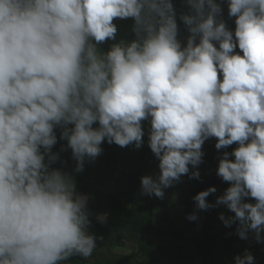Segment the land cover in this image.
Here are the masks:
<instances>
[{
    "label": "clouds",
    "instance_id": "clouds-1",
    "mask_svg": "<svg viewBox=\"0 0 264 264\" xmlns=\"http://www.w3.org/2000/svg\"><path fill=\"white\" fill-rule=\"evenodd\" d=\"M226 3L234 29L218 0H181L179 17L173 0H0V264L90 257L102 237L89 231L88 196L53 165L70 150L80 172L105 141L140 148L144 122L159 171L141 177L142 194L199 179L190 166L209 138L236 144L218 160L223 194L193 200L226 206L225 226L264 242V0ZM116 20L132 21L130 38H117ZM57 129L66 144L53 152Z\"/></svg>",
    "mask_w": 264,
    "mask_h": 264
},
{
    "label": "trees",
    "instance_id": "trees-1",
    "mask_svg": "<svg viewBox=\"0 0 264 264\" xmlns=\"http://www.w3.org/2000/svg\"><path fill=\"white\" fill-rule=\"evenodd\" d=\"M222 3L223 18L229 28L234 29V18L227 16L226 0ZM177 14L184 11L181 0H173ZM118 27L117 38H130L131 20L114 21ZM179 26H183L178 19ZM111 42L100 47L107 49ZM148 123L144 122V143L140 148L133 145L120 147L105 141L101 147L102 153L94 161H85L84 169L74 172L75 161L71 158V151L60 153L61 160L53 167L61 168L74 177L76 191L88 196L87 207L90 212L91 224L89 231L102 239L97 240V247L87 259L72 257L62 264H234L236 255H243L248 250L254 256V264H264V242H257L252 233L248 239H241L236 234V224L221 225L220 213L234 215L226 206L217 205L207 210L195 207L193 196L201 190L215 187L217 191L210 194L207 200L215 204L216 198L229 186L217 176L219 157L224 151L231 152L237 145L217 150L216 138H209L202 146L203 162L197 169L190 166V172L199 171V179L189 175L181 177L179 182L164 189V197L149 196L141 192V177L153 175L159 169L149 167L152 160L158 162L147 143ZM58 142L52 151L59 152L66 141L59 139L60 130H56ZM120 162L129 164L130 169L112 176L111 170ZM247 199V198H246ZM180 201L192 205L197 219L190 221L193 230L186 234L181 229V218H174L172 212ZM160 214L163 226L154 225V215ZM104 215L101 222L97 219ZM197 220L205 225L203 229H195ZM200 225V226H202ZM264 236V233H262ZM126 242L133 244L135 249L131 255H123L116 251Z\"/></svg>",
    "mask_w": 264,
    "mask_h": 264
},
{
    "label": "rangeland",
    "instance_id": "rangeland-1",
    "mask_svg": "<svg viewBox=\"0 0 264 264\" xmlns=\"http://www.w3.org/2000/svg\"><path fill=\"white\" fill-rule=\"evenodd\" d=\"M187 35H188V33L185 30L184 26H180V39L182 41H186ZM236 51L239 52V49L237 48ZM133 148L136 150V147L133 146ZM149 167H151L153 169H158V162H156L155 160H152L149 164ZM128 169H130L129 164L124 163V162H120L116 168L111 170V174H112V176H115V175H117L123 171L128 170ZM220 194H223V193H220ZM175 208L176 209H174V211L172 212V216L174 218H181V229L183 230L184 233L190 234L193 230V225H192V223L189 222V219L187 217L189 214H191L192 205L189 204L188 202L180 201L176 205ZM226 215L230 216V215H228V213H226ZM153 220H154L155 226H163L164 225V223H162L160 214L154 215ZM220 223H221V225L224 224L222 220ZM194 224H195V226H194L195 229L198 227H201V229H203L205 225L210 224V221H207L206 224L202 225V221L197 220L196 222H194ZM200 225H202V226H200ZM134 249H135V246L133 244L126 242L125 246L118 247L116 249V251L119 252L120 254H123V255H131V253Z\"/></svg>",
    "mask_w": 264,
    "mask_h": 264
}]
</instances>
